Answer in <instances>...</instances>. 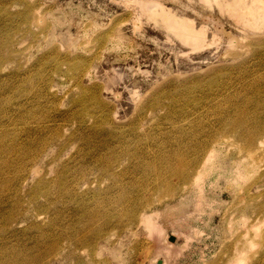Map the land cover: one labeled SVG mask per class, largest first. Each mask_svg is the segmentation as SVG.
Wrapping results in <instances>:
<instances>
[{"label":"rangeland","instance_id":"1","mask_svg":"<svg viewBox=\"0 0 264 264\" xmlns=\"http://www.w3.org/2000/svg\"><path fill=\"white\" fill-rule=\"evenodd\" d=\"M257 2L0 0V264H225L236 248L235 264L262 258ZM170 14L177 34L165 26ZM183 27L190 38L204 33L191 45ZM259 123L248 153L245 137ZM215 137L224 140L202 156L215 165L203 174L204 199L181 186L169 195L164 186L193 145ZM25 152L32 157L17 165ZM259 177L253 194L236 191ZM144 206L153 230L114 229Z\"/></svg>","mask_w":264,"mask_h":264},{"label":"bare ground","instance_id":"2","mask_svg":"<svg viewBox=\"0 0 264 264\" xmlns=\"http://www.w3.org/2000/svg\"><path fill=\"white\" fill-rule=\"evenodd\" d=\"M208 1H211V0H208ZM212 1H214V2H216L218 5L220 4V7L223 9H226L225 7H228V8H231V6H232V10H237V8H244V7H247L248 5H249V2L252 4V5H254V6H258L260 3H258L257 1H261V3H262V5H264V0H256V1H254V3H257V4H254L252 1L253 0H212ZM236 1H241L240 3H237ZM162 2H161V4H154L153 5V9L154 8H156V9H158L159 10V8L160 7H162ZM142 6H145V5H143L142 4ZM150 14V13H149ZM169 16H171L173 19H175L174 21H172L169 25H165L167 28H169V29H171V30H173L175 33H176V31H177V29H176V23H175V21H178L177 20V17L175 16V15H173V14H170ZM260 20H261V18H263V21H264V13H261L260 14ZM239 17L241 18V19H243L244 18V15L243 14H239ZM244 20V19H243ZM262 21V20H261ZM178 24V23H177ZM164 27V26H163ZM188 29H190L189 27H188ZM188 29H187V31H188ZM192 30V32L194 31V33L196 32L197 34H198V36L200 35V33H199V31L198 30H196V28H194V29H191ZM204 31V30H203ZM203 31H201V33L203 34L204 32ZM189 32H190V30H189ZM188 32V33H189ZM186 33V34H188L187 32H186V27H183L182 28V30H181V32L179 33L180 34V36H181V39L183 40V41H185V42H187V43H189V44H193V43H195L196 41H198L199 40V38H200V36L202 35H200L199 37H195V38H190V35L191 36H193L194 37V35H193V33L191 34H188L189 35V37L187 36V38L185 39V36H184V34ZM196 33H195V36H196ZM177 34V33H176ZM179 34H178V36H179ZM182 34V35H181ZM183 36V37H182ZM214 39V37L212 38V40ZM201 40H204V38L203 39H201ZM203 42V41H202ZM197 44V43H196ZM195 44V45H196ZM199 44H201V43H198V45ZM195 45L193 46V47H195ZM197 46V45H196ZM259 70H260V68H259ZM264 70V69H263ZM257 71V70H256ZM261 72V71H260ZM259 73V72H258ZM114 76V75H113ZM264 75H262V77H263ZM256 78V77H255ZM264 78V77H263ZM255 80V79H254ZM256 81V83L258 82V80H255ZM236 112V111H235ZM245 112H246V110H245ZM238 114V113H237ZM242 114H244V111L243 110H240V112H239V116L240 117H242L241 115ZM237 115V116H238ZM246 115V114H245ZM250 115V114H249ZM249 117H251V115L249 116ZM239 118V117H238ZM237 118V119H238ZM242 118H246V117H242ZM241 118V119H242ZM248 118V117H247ZM240 120V119H239ZM236 121V122H234V124H232V125H236L237 123L239 124V122H242V120H240V121ZM256 121V120H255ZM257 121H259V120H257ZM244 122H246V120L244 121ZM236 123V124H235ZM250 124V123H249ZM258 124V123H257ZM256 124V125H257ZM231 125V126H232ZM241 125V124H240ZM230 126V127H231ZM236 126H238V125H236ZM247 126V125H246ZM248 126H250V125H248ZM235 127V126H234ZM239 127H242L243 128V126H239ZM263 125H260V123H259V125H257V126H253L252 127V129L250 128V132H248V130H247V132L248 133H250L247 137H245V138H247V143L248 144H246V147H245V145H244V147H245V149H246V151L248 152V153H251L255 148H257V146H258V144L260 143V142H258L255 138H253L252 137V133L253 132H255V131H261L263 128ZM246 128V127H245ZM248 128V127H247ZM262 128V129H261ZM237 129V128H236ZM229 130L231 131L232 129H230L229 128ZM235 130V129H234ZM239 130V129H238ZM237 130V131H238ZM243 130V133H246V132H244V128L242 129ZM246 130V129H245ZM239 132V131H238ZM237 132V133H238ZM240 132H241V129H240ZM230 133V132H229ZM247 133V134H248ZM233 134H234V132H233ZM232 134V135H233ZM235 134H236V132H235ZM239 134V133H238ZM247 134H245V135H247ZM223 136V135H222ZM221 136V137H222ZM231 135H228V136H224V138L226 137V138H228V137H230ZM234 136V135H233ZM238 135L236 134V136H234V137H237ZM240 136H241V134H240ZM212 137V136H211ZM210 137V138H211ZM213 137H214V135H213ZM239 137V136H238ZM242 137V136H241ZM51 138V137H50ZM216 138V140L214 139V140H210V139H205L204 141H203V144L205 145V147H196V145H193V147H192V156L187 160V161H183V162H180L179 163V166H178V169L174 172V173H172V177L175 179V184L173 183V185L174 186H172V183L171 182H169L168 184H166V186H164L165 188H169V191L167 192L169 195H173V192L175 191V189L177 190V187L178 186H181L182 187V190L184 191V192H188L189 190H191V191H194V195H196L197 197H198V200H199V202L201 201V198L202 199H204V195H202V192H201V190L203 189V184H204V180H203V174L206 172V171H209V170H211V169H213L214 168V163H209V161H208V157L209 156H211V154L212 153H214L215 151H216V149H217V144H219V143H222L223 142V138L221 139V140H218L217 139V137H215ZM218 138H220V136L218 137ZM232 139V138H231ZM242 139V138H241ZM244 139V138H243ZM45 140H47V139H45ZM44 140V141H45ZM229 140V139H228ZM235 140V139H234ZM43 141V142H44ZM230 141V140H229ZM43 142L41 143V145H40V147H39V149L42 147V145H43ZM63 142V141H62ZM62 142H59V143H62ZM231 142H232V140H231ZM234 143V142H233ZM246 143V142H245ZM63 144V143H62ZM208 144H210L209 146H207ZM231 145V144H230ZM237 145V144H236ZM243 145V144H242ZM63 148V147H62ZM227 148V147H226ZM240 148H241V150H242V146L240 145ZM239 147H238V150L240 149ZM207 149H212V150H210V152H209V154H208V157L207 158H204V157H202L203 156V153L207 150ZM243 150H244V148H243ZM258 151L260 152L261 151V149L259 150L258 149ZM182 152V151H181ZM245 152V151H244ZM116 153V152H115ZM184 153V152H183ZM248 153H246V154H248ZM262 153V152H261ZM261 153H259V154H261ZM112 154H114V153H112ZM253 154V153H252ZM262 154H264V153H262ZM251 155V154H250ZM250 155H249V157H250ZM248 156V155H247ZM24 156H22V158H23ZM32 156L29 154V153H27V152H25V157L22 159V161L21 162H19L17 165H21V163L23 162V160L25 159V158H31ZM116 157V156H115ZM252 157V156H251ZM253 157H255V156H253ZM36 158L37 159H39V158H41V156H40V153H39V151H37V153H36ZM243 158V157H242ZM82 159H83V157H82ZM81 159V160H82ZM177 160V159H176ZM74 161V160H73ZM75 161H76V159H75ZM79 161V160H78ZM110 161V159L109 158H107V162H109ZM233 161V160H232ZM82 162V161H81ZM111 162V161H110ZM113 163H115V162H111V164H109L108 165V167L110 166L111 168H108V167H105L106 168V171H108V170H112V169H114L113 168V166H112V164ZM233 164H232V166H236L235 164H236V161H234V162H232ZM80 166H82V165H80ZM79 166V167H80ZM238 166V165H237ZM241 167H235V169L236 170H239V171H243L242 172V174L244 175V173L246 172V170H245V168L243 167V165H240ZM104 167V166H103ZM103 167H101V169L103 168ZM84 168V167H83ZM82 168V169H83ZM258 168V164H257V162H255V158L253 159V163L251 164V166H250V168L248 167V169H250V170H253V169H257ZM82 169H80V170H82ZM78 171V170H77ZM83 171V170H82ZM75 173H76V170H75ZM59 174V173H58ZM78 174V173H77ZM168 174V173H167ZM66 175V174H65ZM86 175V174H85ZM57 178V177H56ZM261 177H259V178H257V179H255L254 180V183H251L250 185H246L245 187H238L239 188V190H236L237 189V187H235L236 189V191L237 192H240V195H241V193L244 195V196H248V195H250V193H252L253 194V192L252 191H254V190H256L257 189V187H258V181L257 180H259ZM24 179H26V176H25V178ZM7 180V179H6ZM68 180V179H67ZM69 181V180H68ZM170 181V180H169ZM7 183H8V181H6ZM76 182H78V181H76ZM75 182V183H76ZM25 183H26V181H24V185H25ZM79 183V182H78ZM78 183H76V184H78ZM10 184V183H9ZM7 186H10V185H7ZM172 186V187H171ZM15 189H17V186L15 187V186H13ZM12 188V187H11ZM10 189V188H9ZM8 189V190H9ZM13 189V188H12ZM10 192V191H9ZM8 192V193H9ZM176 192V191H175ZM174 192V193H175ZM237 192H235L234 193V195H236V193ZM166 193V192H165ZM10 194V193H9ZM13 194V193H12ZM144 194V193H143ZM18 195V194H17ZM140 196V195H139ZM139 196H137V197H139ZM164 196H166V195H164ZM242 196V195H241ZM257 197V196H256ZM197 200V201H198ZM148 201V200H147ZM154 201V200H153ZM151 202V201H150ZM198 202V203H199ZM262 206V205H261ZM144 208H145V206L143 207V208H141L137 213H136V211H133V212H130L131 213V215H130V222H129V224L126 226V224L123 222V218L122 219H120L118 222H117V224L115 225V228L114 229H116V230H121L122 232H125V231H127V230H130V229H132L134 226H135V224L137 223V224H141L145 229H147V230H149V229H152L153 230V227H152V225H153V223H151L152 222V220L150 221V213L149 212H147V211H145L144 210ZM256 219H259V216H256ZM156 228V227H155ZM154 228V229H155ZM151 230V231H152ZM246 233V232H245ZM260 233V232H259ZM261 234V233H260ZM114 235H116V233H114V234H112V235H110V238L112 239L113 237H114ZM121 235V234H120ZM119 235V236H120ZM119 236H117L116 238H118ZM109 237H105L103 240H106V241H108L109 239H110ZM116 238L113 240V242L116 240ZM170 240H172L171 238H170ZM259 240H260V242H259V245H262L263 244V242H264V232H262V235H261V239L259 238ZM263 252H262V258L260 257V258H258V259H254V260H256L254 263L255 264H264V248H262L261 249ZM235 251L236 252H239V250L236 248L235 249ZM235 251H233V250H230V252H231V255H230V257H229V259L227 260V262L225 263V264H235V263H238L239 261H241V260H239L238 262L236 261V259H238L239 258V253H237L238 255L235 257V258H233L235 255H236V252ZM258 252V251H257ZM259 253V252H258ZM261 253V252H260ZM259 253V254H260ZM250 254V253H249ZM252 254V256H254V254L253 253H251ZM247 256H249V257H247ZM246 257H247V259H252V257L250 256V255H247ZM245 257V258H246ZM254 258V257H253ZM253 260V261H254ZM235 262V263H234ZM249 263H250V260H249ZM248 263V264H249Z\"/></svg>","mask_w":264,"mask_h":264}]
</instances>
